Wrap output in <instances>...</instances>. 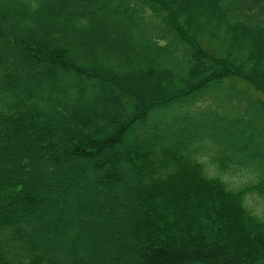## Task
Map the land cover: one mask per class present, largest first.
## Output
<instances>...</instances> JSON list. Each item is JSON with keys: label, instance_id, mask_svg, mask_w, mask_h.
Returning a JSON list of instances; mask_svg holds the SVG:
<instances>
[{"label": "trees", "instance_id": "obj_1", "mask_svg": "<svg viewBox=\"0 0 264 264\" xmlns=\"http://www.w3.org/2000/svg\"><path fill=\"white\" fill-rule=\"evenodd\" d=\"M21 2L0 4V264H264V0Z\"/></svg>", "mask_w": 264, "mask_h": 264}, {"label": "rangeland", "instance_id": "obj_2", "mask_svg": "<svg viewBox=\"0 0 264 264\" xmlns=\"http://www.w3.org/2000/svg\"><path fill=\"white\" fill-rule=\"evenodd\" d=\"M22 0H0V4L3 5H13V4H17V5H23ZM42 10V9H41ZM103 12H101L100 10L98 11V14L101 16V19L98 18V21L100 23H106L109 19L110 16H104L105 11L102 10ZM33 11H30L29 13H31ZM43 12V10H42ZM101 12V13H99ZM35 15V14H34ZM42 71V70H41ZM76 86L75 83L73 85H70V89L71 87ZM85 94L91 95L94 94L93 91H91L90 89H86V91L84 92ZM103 96H100V98H102ZM209 101V100H208ZM206 101V102H208ZM236 104V103H235ZM211 105V104H210ZM223 110L220 109V112H222ZM146 130L142 133V135H146L150 133V129H151V120L149 123H147L146 125ZM224 127V126H223ZM229 128H227L228 130ZM226 130V131H227ZM230 131V130H228ZM204 161L207 163V159L204 158ZM208 165V171H210L211 175H218L220 176L222 179H224L225 181L229 182L231 186H238L241 185L242 183H249V182H253L255 181V177L254 174H248L245 171L242 170H238V171H233V170H227L224 173H220L218 172L216 169H214L211 165ZM246 206L256 215L264 218V200L259 196V194L256 193H252V194H248L246 196ZM72 217V216H70ZM69 217V218H70Z\"/></svg>", "mask_w": 264, "mask_h": 264}]
</instances>
